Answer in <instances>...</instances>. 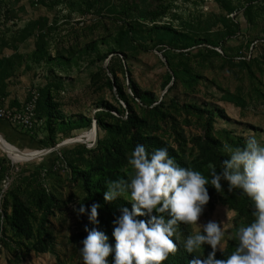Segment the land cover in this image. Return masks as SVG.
Instances as JSON below:
<instances>
[{
  "label": "rangeland",
  "instance_id": "1",
  "mask_svg": "<svg viewBox=\"0 0 264 264\" xmlns=\"http://www.w3.org/2000/svg\"><path fill=\"white\" fill-rule=\"evenodd\" d=\"M31 106L32 127L0 119V136L25 157L0 144V264H83L85 229L114 247V221L131 211L127 194L106 202L104 191L131 172L137 144L166 147L210 180L224 145L264 142V0H0V110ZM95 116L112 128L93 137ZM222 184L207 186L198 221L224 223L217 259L255 210L249 198L241 215L237 189ZM81 203L101 205L98 225L77 215ZM195 230L181 224L177 242Z\"/></svg>",
  "mask_w": 264,
  "mask_h": 264
},
{
  "label": "clouds",
  "instance_id": "2",
  "mask_svg": "<svg viewBox=\"0 0 264 264\" xmlns=\"http://www.w3.org/2000/svg\"><path fill=\"white\" fill-rule=\"evenodd\" d=\"M223 150L228 159L223 160L222 170L217 171L215 163L207 164L209 180L201 171L178 164L166 147L149 153L137 144L127 160L131 172L126 178L109 181L104 191L106 202L127 194L131 211L124 208L114 221V247L104 232L85 229L88 234L80 248L83 264H109V258L111 264H164L177 250L175 241H181V224L197 228L182 240L184 250L195 257L190 264H264V142L250 136L243 147L224 145ZM222 181L229 191L242 190L254 202L255 210L253 220L234 233L237 244L231 254L217 259V251L222 252L224 223L200 225L198 221L211 199L207 186L220 193ZM100 208L92 204L89 210L81 203L74 211L98 225ZM205 245L211 251L199 255Z\"/></svg>",
  "mask_w": 264,
  "mask_h": 264
},
{
  "label": "trees",
  "instance_id": "3",
  "mask_svg": "<svg viewBox=\"0 0 264 264\" xmlns=\"http://www.w3.org/2000/svg\"><path fill=\"white\" fill-rule=\"evenodd\" d=\"M117 94L119 96L120 101L127 102L122 90H119ZM186 108H188V107H186ZM193 111H195L196 113H200V114L207 112V111H204L201 109H196V108H193ZM95 120L97 122V128H99L102 131H107V130H110L112 128L110 125L105 124L98 116H95L94 121ZM213 159L217 160L216 154L213 155ZM217 162H218V160H217ZM237 192L241 196L242 203H243V208L240 210V213H241V215L248 216L250 214L249 213L250 199H249V197H247L242 192V190L237 189ZM16 212H17V210H16ZM138 219H141V218L138 217ZM175 242L177 243V250L168 256L169 264H190V261H191L190 259L192 256L189 255L184 250L183 246H181V244L179 242H177V241H175ZM218 259H225V257L223 255H219Z\"/></svg>",
  "mask_w": 264,
  "mask_h": 264
},
{
  "label": "built area",
  "instance_id": "4",
  "mask_svg": "<svg viewBox=\"0 0 264 264\" xmlns=\"http://www.w3.org/2000/svg\"><path fill=\"white\" fill-rule=\"evenodd\" d=\"M35 106L27 108V113H24V116L21 114H6L3 110H0V119H8L13 123L20 121L23 122L26 126L32 127V121L35 119Z\"/></svg>",
  "mask_w": 264,
  "mask_h": 264
},
{
  "label": "bare ground",
  "instance_id": "5",
  "mask_svg": "<svg viewBox=\"0 0 264 264\" xmlns=\"http://www.w3.org/2000/svg\"><path fill=\"white\" fill-rule=\"evenodd\" d=\"M95 130L92 131V136L94 137L95 136ZM0 144L8 151V152H12L14 151L15 154H14V159H20L21 161L25 159V157L21 156L19 151L15 148V147H12L11 145H9L5 139L0 136ZM40 152V151H39ZM37 153V152H36ZM29 158V157H27ZM35 158V157H34Z\"/></svg>",
  "mask_w": 264,
  "mask_h": 264
},
{
  "label": "water",
  "instance_id": "6",
  "mask_svg": "<svg viewBox=\"0 0 264 264\" xmlns=\"http://www.w3.org/2000/svg\"><path fill=\"white\" fill-rule=\"evenodd\" d=\"M93 127H94V130H95V133L97 132V122L96 120L94 121V124H93ZM58 147L54 148V149H57Z\"/></svg>",
  "mask_w": 264,
  "mask_h": 264
}]
</instances>
